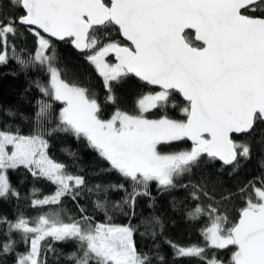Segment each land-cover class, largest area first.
I'll return each mask as SVG.
<instances>
[{
	"label": "snow or ice",
	"instance_id": "1",
	"mask_svg": "<svg viewBox=\"0 0 264 264\" xmlns=\"http://www.w3.org/2000/svg\"><path fill=\"white\" fill-rule=\"evenodd\" d=\"M24 32L34 37L32 52L16 47L15 40ZM54 41L70 43L84 53L103 79L107 103H116L113 84L130 75L153 91L138 99L134 113L116 108L110 118H102L96 94L62 77ZM9 60L23 71L42 70L49 79L34 81L36 87L62 107L57 123L50 126L53 104L38 101L29 135L0 128V198L19 197L7 173L23 167L56 186L54 194L42 199L33 189L30 206L59 207L31 220L22 213L15 221L0 217V225L6 226L0 259L15 252V264H48L47 254L56 252L54 244L73 241L76 251L67 256L72 264H153L151 250L137 247V228L111 223L109 211L122 210L123 204L134 215L136 198L150 195V183L163 190L174 188L176 179L205 156L237 170L241 158H251L248 141L257 130V143L264 148V0H0V65ZM177 95L182 98L179 104ZM177 107L182 118L174 119L168 109ZM154 110L158 118H150ZM58 132L86 139L108 163L107 170L131 182L132 191L114 205L99 195L106 191L101 185L87 189L97 194L95 208L104 211V222H97L83 207L78 218L63 208V198L75 200L86 182L49 156L46 137ZM241 134L246 142L235 139ZM180 141H190V149L165 150ZM259 180V186L249 182L219 201L206 188L193 186L194 200H208L188 213L190 219L206 218L203 244L182 246L168 240L173 259L264 264V177ZM234 196L244 203L238 217L230 220L221 205ZM148 223L162 229L158 217ZM151 235L155 238L157 233L153 230ZM17 243L26 250L16 252ZM225 251L230 253L226 260L220 258ZM155 259L164 262L158 253Z\"/></svg>",
	"mask_w": 264,
	"mask_h": 264
},
{
	"label": "trees",
	"instance_id": "2",
	"mask_svg": "<svg viewBox=\"0 0 264 264\" xmlns=\"http://www.w3.org/2000/svg\"><path fill=\"white\" fill-rule=\"evenodd\" d=\"M121 39L120 37H116ZM18 49H25L32 52L35 45L34 37L27 32L15 40ZM56 53V66L60 68L62 77L69 82H75L88 88L96 94L98 102L102 107V118L108 119L114 113L116 108L129 113L136 111L138 99L153 89L144 83L138 81L133 76H128L120 83L113 84V93L116 97V103L106 102L107 90L104 87L103 79L96 72L95 68L85 59L84 53L75 51L70 43L54 41ZM112 60V57H109ZM49 77L39 68L23 71L14 60H9L5 65H0V128L16 132L21 135L32 133L36 124V112L38 111V101L45 100L53 104L52 125L57 123L55 117L58 116L62 107L59 102L51 101L44 97L36 87L34 81L40 80L47 83ZM177 103H181V98L177 95ZM11 112L13 115H8ZM168 115L174 119L182 118L179 108L168 109ZM150 118H158L159 113L154 110L149 113ZM260 138V131L257 130L252 135L251 158L244 160L241 158L239 168L233 170V167L224 166L216 160H210L206 156L201 158L200 163L193 167L190 173L178 177L175 181L176 187L163 190L152 182L148 186L150 195L138 196L133 210L122 204L121 209H111L109 215L112 216L111 223L118 225L131 224L137 228L134 235L135 242L140 251H149L153 255V264H160L155 259L158 253L164 257L163 264H199L195 259H173V249L166 243L171 240L178 245L188 246L193 244H203L201 229L206 225V218L190 219L189 211L197 203L206 204L207 197L201 196L200 200L192 198L193 186H202L206 188L209 195L219 201L227 193H236L239 189L249 185V182L259 186V178L264 177V168L261 167L264 162V148L257 140ZM49 156L57 162L66 165L67 170L74 174L82 176L86 182L85 189L75 200L70 197L63 198V208L68 215L79 217V208L86 209L87 214L93 216L97 222H104L105 216L103 210L95 208L97 194L89 193L88 188H95L97 184L106 188L101 191L100 196L106 197L111 204L123 201L127 193L132 191L131 182L125 180L119 173L110 168L108 163L103 160L98 152L93 149L84 138L77 139L70 133L58 132L50 137ZM240 142L248 140L246 135L236 136ZM191 144L188 141L175 142L165 148L166 151H180L190 149ZM10 184L19 193V197L9 196L7 199L0 198V217L7 218L9 221H15L21 213L29 220L37 215L56 209L59 206H45L44 208L31 207L33 199V189L37 190V197L44 198L55 192V185L43 178H35L27 169L20 167L16 170H9L7 173ZM123 184L124 188L112 189L108 185ZM251 191V188H248ZM243 200L234 196L230 201L224 202L221 207L226 211L230 220L238 217L239 209L243 206ZM152 217H158L161 224L152 225L148 221ZM67 219V215L64 217ZM157 235L155 238L151 235L152 231ZM6 226L0 225V242L6 237L3 233ZM141 233H147L141 235ZM13 239L19 240V235L13 233ZM55 253L47 254L48 264H72L67 256L76 251V244L73 241L58 242L54 244ZM26 246L23 243H17L16 252H24ZM15 252L9 256L0 259V264H15ZM230 255L228 252L220 253V258L226 260Z\"/></svg>",
	"mask_w": 264,
	"mask_h": 264
},
{
	"label": "water",
	"instance_id": "3",
	"mask_svg": "<svg viewBox=\"0 0 264 264\" xmlns=\"http://www.w3.org/2000/svg\"><path fill=\"white\" fill-rule=\"evenodd\" d=\"M121 40H122V38H121ZM57 42H61V41H57ZM73 47V46H72ZM73 49L75 50V51H77V52H79L78 50H76L74 47H73ZM79 53H81V52H79ZM113 59V58H112ZM131 76V75H130ZM134 77V76H133ZM134 78H136V77H134ZM138 81H140L138 78H136ZM141 82V81H140ZM143 83V82H142ZM150 87V86H149ZM181 100H182V98H181ZM241 135H245V134H241ZM240 135V136H241ZM190 144H191V142L190 141H188ZM216 161H218L220 164H222L223 165V163L221 162V161H219V160H216ZM225 166V165H224ZM227 166H230V165H227Z\"/></svg>",
	"mask_w": 264,
	"mask_h": 264
}]
</instances>
